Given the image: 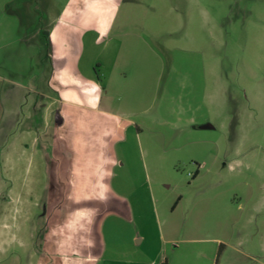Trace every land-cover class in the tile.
Listing matches in <instances>:
<instances>
[{
	"label": "rangeland",
	"instance_id": "1",
	"mask_svg": "<svg viewBox=\"0 0 264 264\" xmlns=\"http://www.w3.org/2000/svg\"><path fill=\"white\" fill-rule=\"evenodd\" d=\"M48 2L14 0L10 8L23 21L13 29L19 41L0 53V76L9 81L3 90L20 88L11 84L17 81L34 96L18 105L34 104L39 140L12 146L19 239L0 252V264H92L101 221L112 210L101 191L87 197L75 190L90 176L58 141L59 104L43 84L48 60L40 66V47L27 43L46 26ZM136 13L141 26L130 27L145 40L130 35L127 45L146 49L144 65L132 81L106 90L123 93L119 110L129 117L146 114L135 118L142 132L134 126L115 149V179L126 196L114 200L130 209L110 217L113 229L105 233L126 254L136 249L158 263L215 264L220 239L222 264H264V0H145ZM17 120L19 131L31 124ZM5 196L0 202L11 201ZM10 214L0 206V224L12 223Z\"/></svg>",
	"mask_w": 264,
	"mask_h": 264
},
{
	"label": "crops",
	"instance_id": "2",
	"mask_svg": "<svg viewBox=\"0 0 264 264\" xmlns=\"http://www.w3.org/2000/svg\"><path fill=\"white\" fill-rule=\"evenodd\" d=\"M144 1L49 0V5L45 7L48 16L46 26L38 29L30 41L27 40L28 44L40 47V66L41 60H48L49 74L43 84L53 93L59 104L58 121L54 126L58 141L60 145H66L69 151L75 152L77 161L74 166L81 163L85 173L88 172L90 176L88 184L82 188L76 184L75 190H81L87 197H94L95 191H101V194L109 199L108 203L112 209L101 221V232L98 231L100 249L97 250L92 264H174L169 258L158 263L147 255L140 254L136 249L135 253L128 255L122 251L119 244L111 241L108 232L105 233V230L113 229L112 224L108 223L110 217L124 218L130 209L127 202L116 203L114 200L126 196L122 194L123 191L115 179L118 177L116 168L119 166L115 159V149L126 141L127 133L134 126L137 134L142 132V124L136 122L135 118L146 114L139 113L129 117L126 111L119 110L120 104L126 99L123 93L118 89L111 92L106 88L110 83L113 86H121L132 81L137 75L136 71H140L144 65H141L139 56H145L146 49L138 45H127L130 35H135L138 43L139 40H145L141 32L136 33L130 27L136 22L141 26V19L136 11ZM13 2L14 0H0V53L7 45L19 41L13 29L16 33L23 21L19 9L10 8ZM23 8L30 17L36 18L35 9L30 2H25ZM150 49L156 52L154 48ZM4 82L9 81L0 76V149L7 150L0 155V167L5 165L9 174H0V182L8 183L4 187L1 185L0 198L6 195L2 199L10 198L11 201L2 200L0 206L4 213L10 211L12 223L0 224V252L15 245L19 239L18 226L13 224L20 192L15 188L19 176L10 174L15 172L10 154L12 146L39 145V140H36L38 135L35 136L34 131V112L30 111L35 109L34 104L30 107L26 104L18 105L29 102L30 99L34 103V96L26 94L24 86L17 81L11 84L20 88L3 90ZM14 115L17 119L20 116L21 122L26 119L29 124L30 121V126L20 131L18 128L13 129L14 124L19 123V120L16 123L13 121ZM190 121L193 123L196 119L191 118ZM45 125L47 124L44 122L40 126L43 129ZM204 126L208 128H203ZM200 127L212 128L210 124ZM75 173L83 172L74 168V175ZM27 223L26 220L22 229L25 230L26 240H31L33 233L31 232L29 238L31 228ZM214 241L220 243L215 264H222V241Z\"/></svg>",
	"mask_w": 264,
	"mask_h": 264
},
{
	"label": "water",
	"instance_id": "3",
	"mask_svg": "<svg viewBox=\"0 0 264 264\" xmlns=\"http://www.w3.org/2000/svg\"><path fill=\"white\" fill-rule=\"evenodd\" d=\"M203 128H208L207 126H204Z\"/></svg>",
	"mask_w": 264,
	"mask_h": 264
}]
</instances>
